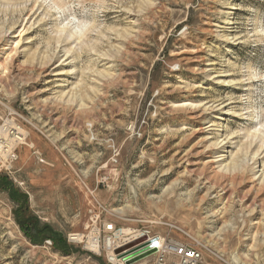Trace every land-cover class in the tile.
<instances>
[{
    "label": "rangeland",
    "instance_id": "rangeland-1",
    "mask_svg": "<svg viewBox=\"0 0 264 264\" xmlns=\"http://www.w3.org/2000/svg\"><path fill=\"white\" fill-rule=\"evenodd\" d=\"M39 1L0 0V264H112L90 208L264 264V0Z\"/></svg>",
    "mask_w": 264,
    "mask_h": 264
},
{
    "label": "built area",
    "instance_id": "built-area-1",
    "mask_svg": "<svg viewBox=\"0 0 264 264\" xmlns=\"http://www.w3.org/2000/svg\"><path fill=\"white\" fill-rule=\"evenodd\" d=\"M7 121H9L12 124L11 127L13 126H15L16 128L21 127L19 124H15L11 120L6 119L4 121L0 119V129L3 124L4 126H6L5 122ZM0 146L1 147L7 146L6 143L2 141L1 134H0ZM17 147L12 150V153L8 157H3L1 155L0 157L4 161L12 162L14 159L17 158V154H15ZM87 192H88V188H87ZM90 193L92 194L91 191ZM97 205L100 207L98 202ZM89 212L91 213V217H90L91 229L88 235L92 234L91 236L92 247L98 249L97 252L104 250L105 256H107V260L112 264L122 261L118 259V256L114 253L115 247L113 246V244L117 243L119 244L118 246H120L121 244L124 245L128 242L134 241L136 236H140V237L146 236L147 239L144 242L149 243L150 240L152 241L151 247L156 249V251L151 254V256L154 255L152 258L153 260L152 264H214L212 262L211 263L208 262L205 259L204 251L210 253L209 248L208 246L202 244L199 241H195V244L193 245L192 243H189L186 240H181V241L175 240L170 237H166V235L165 236H160L156 234L153 235L146 230L143 231L135 230L133 232L124 234V231L120 232L121 229L118 230L117 227L110 221L105 220L101 224H97L99 214L93 213L92 208L89 209ZM176 229L179 232H182L187 237L191 238L183 229L181 228L180 229L176 228ZM81 236L83 237V235ZM75 239L76 236L74 237V239L70 238L71 241H75ZM189 253H192V255H189ZM213 255L217 257V255L215 254ZM222 263L229 264L228 262L225 261H222Z\"/></svg>",
    "mask_w": 264,
    "mask_h": 264
},
{
    "label": "bare ground",
    "instance_id": "bare-ground-1",
    "mask_svg": "<svg viewBox=\"0 0 264 264\" xmlns=\"http://www.w3.org/2000/svg\"><path fill=\"white\" fill-rule=\"evenodd\" d=\"M35 2H38L39 0H34ZM68 1L70 0H40L39 3H40V7L46 5L45 7L47 8L48 10V14H50L49 11H51L53 8L54 9H59L60 7H64L68 4ZM60 3V6H58V4ZM129 11V10H128ZM54 14V13H53ZM52 16V15H51ZM55 16V15H54ZM53 18V17H52ZM56 18V17H55ZM70 22V21H68ZM82 25V24H81ZM84 27V26H83ZM79 29V25L74 22L72 25H68V23L66 25H63L60 29H59V32H63V31H66L68 33H75L78 31ZM61 32V33H62ZM78 33V32H77ZM59 40V39H58ZM190 109V108H189ZM191 115V114H190ZM195 116V115H194ZM6 126H4V124L1 126V129H0V134H1V139L3 142L6 143V147H1L0 146V155L1 156H5V157H8L11 153H12V150L14 148H16L18 145H26V132L23 131L20 128H16L15 126L11 127L12 124L7 121L5 122ZM6 127V128H5ZM187 170V169H186ZM191 171V170H190ZM192 172V171H191ZM220 200V199H219ZM246 210V209H245ZM249 210V208H248ZM258 212V211H257ZM255 216V215H254ZM128 232V231H127ZM124 234H127V233H124ZM91 235H88L87 238H86V242H88L89 244V247L92 248V242H91ZM140 236H136L135 239L139 238ZM72 239H74V237H71ZM90 239V240H89ZM134 239V240H135ZM75 240H81V236L80 234L76 236V239ZM151 240L150 242L148 243V248L151 247ZM119 244L117 243H114L113 246L115 247V250L116 248H121V246L123 244H121L120 246H118ZM114 250V251H115ZM156 251V249H155ZM154 251V252H155ZM153 252V253H154ZM117 255V254H116ZM118 263H122V261H119Z\"/></svg>",
    "mask_w": 264,
    "mask_h": 264
},
{
    "label": "water",
    "instance_id": "water-1",
    "mask_svg": "<svg viewBox=\"0 0 264 264\" xmlns=\"http://www.w3.org/2000/svg\"><path fill=\"white\" fill-rule=\"evenodd\" d=\"M146 236H141L134 241L128 242L117 248L114 253L117 254L118 259H122L124 264H135L137 261L151 256L155 248H148Z\"/></svg>",
    "mask_w": 264,
    "mask_h": 264
},
{
    "label": "flooded vegetation",
    "instance_id": "flooded-vegetation-1",
    "mask_svg": "<svg viewBox=\"0 0 264 264\" xmlns=\"http://www.w3.org/2000/svg\"><path fill=\"white\" fill-rule=\"evenodd\" d=\"M24 225L26 226V225H27V223H24Z\"/></svg>",
    "mask_w": 264,
    "mask_h": 264
},
{
    "label": "snow or ice",
    "instance_id": "snow-or-ice-1",
    "mask_svg": "<svg viewBox=\"0 0 264 264\" xmlns=\"http://www.w3.org/2000/svg\"><path fill=\"white\" fill-rule=\"evenodd\" d=\"M189 255H192V253H189Z\"/></svg>",
    "mask_w": 264,
    "mask_h": 264
}]
</instances>
